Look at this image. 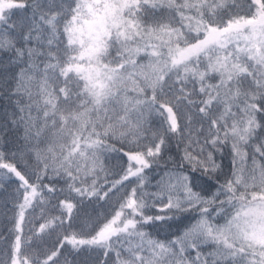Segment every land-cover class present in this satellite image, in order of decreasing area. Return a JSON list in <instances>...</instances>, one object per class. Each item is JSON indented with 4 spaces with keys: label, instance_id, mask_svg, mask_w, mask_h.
I'll return each instance as SVG.
<instances>
[{
    "label": "snow or ice",
    "instance_id": "snow-or-ice-1",
    "mask_svg": "<svg viewBox=\"0 0 264 264\" xmlns=\"http://www.w3.org/2000/svg\"><path fill=\"white\" fill-rule=\"evenodd\" d=\"M0 264H264V0H0Z\"/></svg>",
    "mask_w": 264,
    "mask_h": 264
}]
</instances>
